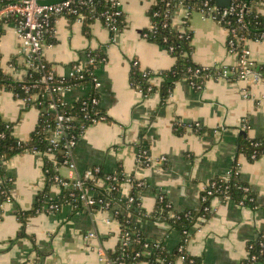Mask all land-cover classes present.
Segmentation results:
<instances>
[{
    "label": "crops",
    "instance_id": "0c3cea01",
    "mask_svg": "<svg viewBox=\"0 0 264 264\" xmlns=\"http://www.w3.org/2000/svg\"><path fill=\"white\" fill-rule=\"evenodd\" d=\"M154 0H120L123 13L121 29L111 34L98 19L83 23L65 16L53 20V34L43 48L44 59L59 76H68L72 65L84 64L86 52L99 51L106 61L95 75L99 107L107 119L86 128L72 149L74 167L59 164L61 178L74 180L94 166L103 173L120 170L145 184L138 196L139 208L150 213L161 193L174 211L197 209L200 194L216 177H226L234 164L239 178L255 195L254 206H243L231 199L211 198L212 212L195 225L186 251L199 264H243L248 244L264 236V152L255 159L237 154L238 137L264 138V80L258 82L207 77L200 88L186 79L175 82L169 96L161 101L158 91L143 95L129 83L134 61L150 74V83L160 84V72L174 64V57L161 44L143 38L141 31L150 23L149 9ZM182 10L173 13V25H179ZM191 59L199 66L235 65L237 55L226 48L227 31L216 21L193 14ZM255 63H264V42L249 41ZM20 42L12 24L0 34L1 66L19 79L24 74L19 55ZM16 65V71L9 63ZM89 84L78 85L63 95L66 104L86 96ZM243 90L248 96L243 95ZM39 111L8 90L0 91V117L12 125V134L27 140L38 121ZM247 127L242 128V122ZM180 123V132L174 125ZM147 145L155 161L138 167L135 150L140 141ZM52 155L25 151L4 161L0 168L11 179L9 198L0 200V264H115L111 258L118 244L117 220L103 223L108 212L91 208L43 211L22 224L17 209H31L37 194L45 186L44 157ZM164 158V160H161ZM1 184V181H0ZM51 194L59 188L50 186ZM128 193V188H123ZM129 217L148 240H159L171 251L180 242L176 229L153 221L144 214L130 212ZM94 232V237H86ZM101 248L107 261L98 258ZM174 264H187L177 258Z\"/></svg>",
    "mask_w": 264,
    "mask_h": 264
},
{
    "label": "built area",
    "instance_id": "2783aa9c",
    "mask_svg": "<svg viewBox=\"0 0 264 264\" xmlns=\"http://www.w3.org/2000/svg\"><path fill=\"white\" fill-rule=\"evenodd\" d=\"M159 1L164 5V16L168 19L169 23H172L173 13L177 9L182 10V18L178 30L181 33L186 34L189 37L191 32L190 19L193 14H198L202 19H211L221 25L228 33L226 39V48L229 52L237 55V62L235 65H217L214 66L215 73L208 75V77L222 78L228 80L258 82L264 80L257 72V64L251 57V52L248 46L249 41L264 42V21L256 22L258 25H262L259 29L253 27L249 28V22L247 17L251 11V7L256 8L257 12L264 14L263 6L264 0H229L227 6H219L215 0H203L200 5L190 7L184 4L183 0H154L156 5ZM97 7H100L98 12H95ZM173 7V8H172ZM86 12H90L88 18L91 20L98 19L109 30L111 34L117 33L123 24V13L120 8V0H0V30L8 23L12 24L15 33L18 36L20 47L19 55L23 59V72L22 77L16 79L21 83L22 90L28 92L31 89L37 88L38 85L42 86V92L40 96L46 100V107L48 110L54 111L53 125L47 124V129L51 130V135L48 141L51 145L48 151L40 152L42 154L52 155V159L55 157L56 150L60 146L59 153L62 155V163L69 167H74L72 161V149L83 135L86 128L98 121L104 120V118H90V124H80L78 131L73 133L71 128L72 119L71 116H63L58 112V106L63 103V95L78 85L89 84L91 89L89 93L81 98V109L85 112L84 118L88 117L87 111L89 105H98L99 99L96 88L99 86V81L95 75V69L99 64L106 61V57L101 53L94 51L86 52V61L84 64L75 63L72 65L71 71L68 76L56 75L50 66H48L44 59L43 48L50 37L53 34V20L57 16L74 17V20L82 23ZM155 12L154 15H158ZM255 14L254 17H258ZM187 21V23H185ZM167 22L164 23L166 25ZM175 26V25H174ZM153 24L150 20L147 28H152ZM143 38L147 37V33L141 34ZM191 37V36H190ZM172 48H169L170 51ZM136 62L134 61V64ZM9 68L16 71V65L14 63L8 64ZM211 67L198 66L194 70V75H198L202 71L210 73ZM147 73V72H146ZM38 75V76H37ZM188 82L195 88H200V84L195 83L193 80ZM18 98L17 94H14ZM243 95L248 96V92L243 90ZM37 97L35 93L30 97H23L22 99L26 104L35 106L40 115V108L36 103L32 102ZM80 99V98H79ZM37 104H40L38 102ZM39 117V116H38ZM38 122V121H37ZM51 126V127H50ZM246 122H242V128H246ZM254 146L260 145L259 142H254ZM39 152V151H32ZM251 159L256 158L255 151L250 154ZM135 160L138 167H149L155 161L148 155L147 150L139 145L135 150ZM164 160V158H161ZM61 163V164H62ZM232 169V168H231ZM231 169L224 179H228ZM238 169V166H237ZM99 166H94L87 169L82 176L68 180L61 178L58 173H55L52 177L53 185L59 188L60 193L62 189H68L67 199L63 203L58 201H51L42 210L45 213H52L58 211L62 206H69L73 210H79L83 208H91L93 210L103 211L109 213V218L105 217L102 221L105 224H109L112 220H117V215L122 212L130 214V208L133 204L139 207L138 196L144 188L145 184L142 180L134 178L132 175H128L124 172L118 173H103ZM222 178V177H221ZM128 188V193H123V188ZM243 190H248L244 187ZM132 191L135 194H132ZM116 192V196L113 193ZM219 197L222 200L230 199L229 196L224 193L221 195H215L214 181H209L204 190L200 194V206L204 211L208 213L212 212L210 202L204 204L210 198ZM159 201L164 200V195L157 194ZM50 200V198L48 199ZM202 203V204H201ZM239 205H243V202H239ZM166 208H169V215H175V211L172 208L170 202H167ZM199 206V207H200ZM244 206V205H243ZM146 217L151 218L157 223H161L167 227L165 218L160 214H155L152 217L150 213H144ZM204 220L203 216H200L199 221ZM118 221V220H117ZM181 234V233H180ZM191 231H183V235L186 236L187 241ZM94 232L87 233L86 237H94ZM129 234L127 231L119 232L118 242L121 248L128 243ZM148 240V239H147ZM181 240V239H180ZM149 242L151 244H149ZM161 245L159 240H148L144 243V253L150 254L154 248ZM250 244H248V247ZM182 246H178V250H181ZM98 258L101 261H107V256L101 248H97ZM138 255V253L136 254ZM182 258V257H180ZM183 259V258H182ZM184 260V259H183ZM115 264H124L122 261L113 260ZM255 262V255L248 253L247 258L243 261V264H253ZM136 264H146L145 262H137Z\"/></svg>",
    "mask_w": 264,
    "mask_h": 264
},
{
    "label": "trees",
    "instance_id": "16d2710c",
    "mask_svg": "<svg viewBox=\"0 0 264 264\" xmlns=\"http://www.w3.org/2000/svg\"><path fill=\"white\" fill-rule=\"evenodd\" d=\"M203 0H183L184 4L195 7L200 5ZM173 8V7H172ZM264 10V6L262 7ZM100 7H97L95 12H98ZM155 12H158V15H154ZM264 12V11H263ZM90 12H86V16L83 20V27L92 21L88 18ZM255 14H258V17H254ZM149 17L153 24L152 28H144L141 31L142 33H147L146 39L150 41L157 42L164 46L166 50L172 48L168 51L174 57V64L171 68L162 70L160 72L161 81L160 84L155 87L150 83V74L146 73V71L141 70L137 63L131 64V69L129 72V83L136 90L140 91L143 95H148L151 92L158 91L161 101L166 100L169 96L175 82L181 79L193 80L197 84H201L202 81L208 77V75H213L215 73V68L211 67L210 73L202 71L198 75H194V70L199 66L194 63L191 59L192 52V44H191V34L189 37H186V34L181 33L178 28L180 26H174L169 23L168 19L164 16V5L162 1H159L156 5H153L149 9ZM71 20H74V17H70ZM247 21L250 23L249 28L253 29V27L260 28L262 25L256 24V22L264 21V14H260L257 12L256 8L251 7V11L247 17ZM167 22L166 25L164 23ZM187 23V21L185 22ZM1 34V30H0ZM96 53H100L99 51H94ZM49 66V64H47ZM257 72L264 79V63L258 64L256 67ZM38 76V75H37ZM8 90L13 94H17L18 98L30 97L35 93L37 97L32 102L36 103L40 108V115L38 117V122L34 128V130L29 135L28 139L23 141L14 137L12 134V125L3 121L0 117V166L10 157L23 153L25 151H39L45 152L48 151L51 147L48 138L51 135V130L47 129L46 125H53L54 120V111L48 110L46 107V100L40 96L42 92V86L38 85L37 88L31 89L26 92L22 90L21 83H19L9 72H6L1 66V53H0V91ZM81 98L74 101L70 104H62L58 106V112L63 116H71L72 119L71 124L73 127L71 131L76 133L78 131V127L80 124H90V118H104L107 119L105 113L100 109L99 105H89L88 107V117L84 118L85 112L81 109ZM40 102V104H37ZM50 126V127H51ZM185 125H181L180 123H176L174 125V132H180L181 127ZM254 142H259L260 145L254 146ZM140 146L144 147L147 150V145L141 140ZM61 147H58L56 150L55 157L53 159H49L48 157H44L43 160V172L45 176V186L44 188L37 194L35 198V202L31 209L28 210H20L17 209V217L22 224L21 234H24V225L29 217L35 215L36 213L41 212L46 205H48L51 201H58L63 203L65 199H67L68 189H62L60 193L51 194L50 186L53 184L52 177L56 171L57 165L62 163V155L59 153ZM237 154L246 155L249 159L250 154L255 151L256 157H258L261 153L264 152V138H255L250 139L246 136L240 135L237 141L236 147ZM148 152V151H147ZM118 173L122 171L117 170ZM103 171L98 176H101ZM214 181V189L215 195H221L226 193L229 198L236 202H243L244 206H254L255 205V195L251 188L243 182L239 178V172L237 169V165L234 164L231 169V173L228 179H224L221 177H216L212 179ZM0 200L3 201L9 198V186L11 183V179L4 177V172L2 168H0ZM244 187H247L248 190H243ZM143 190V189H142ZM135 194L132 191V194ZM116 192L113 193V196H116ZM50 198V200H48ZM210 198L206 203H201L202 205L208 204ZM169 202L165 196L164 200L159 201L156 199V205L154 210L150 212V216L152 217L155 214L162 215L170 228L176 229L181 233V240L177 247L171 251L167 250L162 242L161 245L154 248L150 254H145L144 243L148 240L145 238L143 233L138 229L136 224L132 221L131 217H129L128 213H119L117 215V220L120 225L121 231H127L129 234L128 243L126 246H120L118 242L115 251L112 253V260L122 261L124 264H136L137 262H145L146 264H174L175 260L179 257H182L187 264H199L200 260L196 257L191 256L186 251L187 246V238L183 235V231H193L195 225L200 223L199 218L203 216L204 219H207L211 213L204 211L203 207L200 206L197 209H185L183 211H175V215H169V208H166V203ZM132 213L144 214L145 212L140 210V208L133 204L130 208ZM145 215V214H144ZM25 235V234H24ZM191 236V234H190ZM190 238V237H189ZM149 244H151L149 242ZM181 245L182 249L178 250V246ZM138 253V255H136ZM248 253L251 255H255V262L253 264H264V236L259 235L258 238L250 243L248 247Z\"/></svg>",
    "mask_w": 264,
    "mask_h": 264
},
{
    "label": "water",
    "instance_id": "95a60500",
    "mask_svg": "<svg viewBox=\"0 0 264 264\" xmlns=\"http://www.w3.org/2000/svg\"><path fill=\"white\" fill-rule=\"evenodd\" d=\"M248 1V0H246ZM216 4H218L219 6H227L229 4V0H215Z\"/></svg>",
    "mask_w": 264,
    "mask_h": 264
}]
</instances>
